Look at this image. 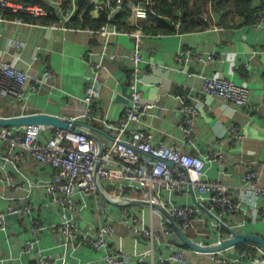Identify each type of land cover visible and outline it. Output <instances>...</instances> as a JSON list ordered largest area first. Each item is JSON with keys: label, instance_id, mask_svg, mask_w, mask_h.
<instances>
[{"label": "crops", "instance_id": "crops-1", "mask_svg": "<svg viewBox=\"0 0 264 264\" xmlns=\"http://www.w3.org/2000/svg\"><path fill=\"white\" fill-rule=\"evenodd\" d=\"M94 1L97 7L92 16L98 18L100 1ZM72 5L75 8V0ZM118 6L112 9L111 22L104 25L112 32L108 36L83 27L63 31L0 22V61L35 77H42L46 71L53 73L48 80L49 85L30 93L22 104L0 95V117L49 113L72 119L102 141H107L105 133L110 132L102 120L118 121L130 104V73L134 67L137 43L134 33L140 32L145 60L142 64V99L152 105L140 126L151 131L157 141L180 146L185 153L204 159L205 179L226 185L232 199H242L243 208L221 223L219 212L208 194L202 195L191 189L177 193L170 188L157 192L158 204L168 211L173 205L193 207V227L185 232L203 245L219 243L230 237L233 231L264 237V217L259 209L264 204V197L256 199V212L248 203L242 181L248 171L256 170L261 176L260 185L264 187V29L256 30L244 16L228 13L229 10L225 9L216 11L210 6L202 13L206 24L196 29L181 30L179 23L173 33L153 34L136 28L132 36L126 33L129 30L115 24L119 13H114L120 9ZM132 8L134 11V4ZM180 13L177 10L174 14ZM55 16L60 18V15ZM129 23L135 26L144 22H137L131 15ZM186 50L196 54V58L187 65V72L177 62V56ZM209 55H214L212 61H208ZM189 73L195 76L190 78ZM203 77L230 79L238 85L250 87V101L246 107L237 109L208 95L202 102L193 101L198 113L194 117V139L191 140L181 130L184 120L182 100L199 94ZM95 79L100 81L101 95L88 105L85 102L87 88ZM233 127L243 134V141L232 139L220 148L221 139L229 137ZM51 133L45 132V137ZM215 151H222L220 158L213 156ZM0 165L1 173L8 175L17 185L10 188L0 183V212L8 214L7 230H0V264H31L37 249L52 257L57 264H104L102 253L86 245L84 238L79 243L67 245L59 228L63 221V208L52 201L47 187L55 173L50 164L30 160L19 165L2 156ZM106 187L109 188L108 184ZM137 192L133 187V196L138 195ZM91 199L79 196L80 210L75 220L84 233L95 234L103 220L99 219ZM28 205H32L30 212L24 210ZM16 208L21 209L19 214H9ZM111 209L117 234L109 239L110 249L133 256V259L150 250L152 239L122 226L117 217L119 208L111 205ZM133 215L139 218L140 224L155 229L165 221L158 211L143 205H133ZM32 219H37L43 229L34 248L27 252L26 242L36 240L30 230ZM224 227L231 231L230 235L223 232ZM241 245L221 254L232 264H264V255L258 246ZM154 248V262L148 257L147 264H161L160 257L168 258L174 250L185 247L177 244L175 234L169 239V244L155 240ZM244 252L247 254L242 257ZM166 264L214 263L208 253L189 248L185 263Z\"/></svg>", "mask_w": 264, "mask_h": 264}, {"label": "built area", "instance_id": "built-area-1", "mask_svg": "<svg viewBox=\"0 0 264 264\" xmlns=\"http://www.w3.org/2000/svg\"><path fill=\"white\" fill-rule=\"evenodd\" d=\"M55 1L46 0L54 5L60 18L56 22L48 23L43 19L48 15V10L41 4L25 5L14 0H0V8H11L15 12L22 11L32 18L31 20L22 17L10 18L0 11V22H14L51 30L78 29L71 23L74 6L67 7L62 3V0ZM99 1L101 5L105 2L109 5L113 0ZM117 2L120 8L122 0ZM98 7L100 6L98 5ZM149 8L150 0L140 1L134 6L132 17L136 21L148 19ZM254 27L256 30L264 29V13L257 16ZM88 30L102 36L112 34L106 26H102L100 29L88 28ZM126 33L133 36V31H126ZM139 33H134L137 36V43L134 50V67L130 73V104L118 121L102 120L111 134L105 133L109 144L104 145L99 164H97L98 143L86 132L76 133L43 125L0 127V158L5 156L7 161L16 162L19 165L35 160L39 163L50 164L55 169L47 187L52 201L63 208V221L59 228L67 245L79 243L80 239L84 238L86 245L102 253L104 264H147L148 257H151L154 262V241L169 244V239L175 235V231L166 220L158 229L153 226L147 227L143 223L140 224L139 218L133 215V205L117 206L103 198L96 184V170L101 186L114 200H143L158 203L157 192L163 188H170L177 193L191 189L202 195L210 196V202L219 212L218 220L221 223L243 208L242 199H232L226 185L220 181L205 179L206 161L204 159L185 153L180 146H169L157 141L151 131L140 126L149 115L152 105L145 103L142 99L141 83L144 72L142 64L145 60L142 55ZM195 58L196 54L193 51L186 50L177 56V62L179 67L187 72V65ZM207 59L212 61L214 55H209ZM52 76L53 73L46 71L42 77H35L10 63L0 61V95L13 103L22 104L26 102L30 93H36L45 85H49L48 80ZM193 76H195L194 73H189L190 78ZM203 81L199 94L182 100L181 111L184 114V120L181 130L191 140L194 139V117L198 113V107L192 104L193 101L202 102L208 95L228 103L233 109L244 108L250 101L252 89L248 86L238 85L233 80L223 78L203 77ZM99 86V79H95L88 86V95L85 99L88 105L100 97ZM45 132L52 133L46 138ZM232 139L239 141L244 139L243 134L238 133L236 127H233L229 137L221 139L219 147H224ZM221 154L222 151H215L213 156L218 159ZM242 181L243 189L248 196V203L258 212L256 199L264 197V187L260 185V174L256 170H250L243 176ZM0 183L10 188L17 187L8 175L1 173V165ZM133 187L138 190L136 196H133ZM80 195L92 198L98 217L103 220L95 234L84 233L75 220L77 212L80 210L77 201ZM111 205L119 208L117 217L122 226L152 239L150 250L143 251L133 259V256L110 249L109 239H113L117 234V229L112 223ZM31 207L32 205H28L24 210L30 212ZM259 209L264 217V204ZM20 211V208L12 209L9 214L17 215ZM169 212L184 231L193 227L195 217L193 207L173 205L169 208ZM7 216L8 214L0 212V230H7ZM42 229V224L37 219H32L30 230L36 236V240L26 242L25 250L27 252H31L34 248ZM246 254L244 252L242 257ZM208 255L214 264H232V261L221 252L208 253ZM34 256L31 264H57L52 257L45 256L40 249L36 250ZM187 258L188 249L183 248L174 250L168 258L160 257L159 261L161 264L185 263Z\"/></svg>", "mask_w": 264, "mask_h": 264}, {"label": "trees", "instance_id": "trees-1", "mask_svg": "<svg viewBox=\"0 0 264 264\" xmlns=\"http://www.w3.org/2000/svg\"><path fill=\"white\" fill-rule=\"evenodd\" d=\"M14 1L21 2L25 5L37 3V0L29 2H22L21 0ZM39 1L38 4L43 5L48 10V15L43 17L44 21L48 23L58 21L59 18L55 16L58 15V13L54 5H51L50 2H46V0ZM117 1L118 0H113L109 5L107 2L103 5L99 4L100 16L98 18H93V10L97 7L96 2L94 0H80V10L78 14L72 15L71 23L75 27L100 29L102 26L111 22L112 9L119 5ZM140 1L142 0H122L123 9L116 17L115 24L129 31L139 28L140 30L153 34L173 33L176 31V27L179 23H181V30L196 29L197 26L206 24L202 17V13L208 10L210 6L215 8L216 11L225 9L229 10L228 13L244 16L254 25L257 16L260 13H264V0H260V3L259 0H150L149 18L142 20V22H144L143 24L131 26L129 17L133 15L132 5L134 4L135 6ZM62 3L67 7L73 6V0H62ZM130 3H132V5H130ZM177 10H180L181 13L174 14ZM0 11L10 18L22 17L26 20L32 19L29 14L22 11L15 12L11 8L1 7ZM223 232L227 235L231 234V231L225 227ZM244 245L251 244H242L241 246ZM184 247L189 249L188 246Z\"/></svg>", "mask_w": 264, "mask_h": 264}, {"label": "water", "instance_id": "water-1", "mask_svg": "<svg viewBox=\"0 0 264 264\" xmlns=\"http://www.w3.org/2000/svg\"><path fill=\"white\" fill-rule=\"evenodd\" d=\"M96 1L98 2V0ZM122 9H123V4L120 5V9L117 12H115L114 15L120 13ZM79 10H80V0H75L74 15L78 14ZM27 125L50 126L61 130L73 131L76 133L86 132L91 138L95 139L96 142L98 143L99 157L97 160V164L100 163V156L102 155L104 145L109 144L108 141H102L98 135L84 128L83 127L84 125L80 123H76L72 119H64L62 117L49 113H33V114H25V115L0 117V127H21ZM95 179L99 193L103 196V198H105L111 204L117 206L143 205V206L151 207L152 209L158 211L170 224V226L174 229L176 234V242L179 246H188L190 249L202 253H219L237 247L238 245L249 243L258 246L264 255V237L259 234H255V233L245 234L242 232L233 231L230 237L219 243H215L212 245H203L197 243L196 241L188 237L186 232L180 227V225L174 219L171 213L160 204L151 203L143 200H128V199L114 200L105 192V190L101 186L98 180L97 170L95 171Z\"/></svg>", "mask_w": 264, "mask_h": 264}]
</instances>
